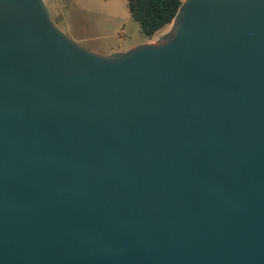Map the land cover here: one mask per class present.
<instances>
[{
  "label": "water",
  "instance_id": "obj_1",
  "mask_svg": "<svg viewBox=\"0 0 264 264\" xmlns=\"http://www.w3.org/2000/svg\"><path fill=\"white\" fill-rule=\"evenodd\" d=\"M0 264H264V0L107 54L0 0Z\"/></svg>",
  "mask_w": 264,
  "mask_h": 264
},
{
  "label": "rangeland",
  "instance_id": "obj_2",
  "mask_svg": "<svg viewBox=\"0 0 264 264\" xmlns=\"http://www.w3.org/2000/svg\"><path fill=\"white\" fill-rule=\"evenodd\" d=\"M47 2L58 25L89 49L107 54L147 41L139 23L131 17L128 0H47Z\"/></svg>",
  "mask_w": 264,
  "mask_h": 264
},
{
  "label": "trees",
  "instance_id": "obj_3",
  "mask_svg": "<svg viewBox=\"0 0 264 264\" xmlns=\"http://www.w3.org/2000/svg\"><path fill=\"white\" fill-rule=\"evenodd\" d=\"M183 0H128L131 17L140 25L147 41L169 26Z\"/></svg>",
  "mask_w": 264,
  "mask_h": 264
}]
</instances>
